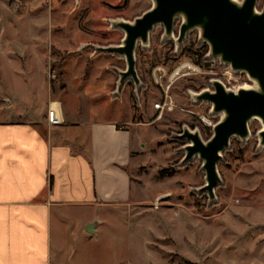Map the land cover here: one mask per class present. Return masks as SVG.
<instances>
[{"label": "rangeland", "instance_id": "rangeland-1", "mask_svg": "<svg viewBox=\"0 0 264 264\" xmlns=\"http://www.w3.org/2000/svg\"><path fill=\"white\" fill-rule=\"evenodd\" d=\"M153 6V0H0L2 114L26 121L63 110L70 120L80 118L86 105L113 115L109 101L127 62L96 55L95 47L123 45L125 34L116 24H133ZM263 9L259 0L257 10ZM201 33L195 29L179 43L159 26L148 44L138 47L139 98L134 82L126 81L117 99L121 119L133 123L134 149L142 145L129 167L131 200L102 215L100 236L80 242L71 237L80 247L79 264H264L262 123L253 120L249 139H233L223 154L214 200L200 191L206 185L203 163L183 162L187 142L179 136L184 130L208 142L224 118L194 96L213 92L216 81L231 91L257 86L246 74L211 59ZM7 50L13 53L10 61ZM110 77V91L98 94ZM167 95L174 111H157L155 105Z\"/></svg>", "mask_w": 264, "mask_h": 264}, {"label": "crops", "instance_id": "crops-1", "mask_svg": "<svg viewBox=\"0 0 264 264\" xmlns=\"http://www.w3.org/2000/svg\"><path fill=\"white\" fill-rule=\"evenodd\" d=\"M114 97L113 115L83 105L70 120L63 110L13 120L0 109V264H79L71 237L100 236L102 215L130 203L129 167L142 145L134 149L133 123Z\"/></svg>", "mask_w": 264, "mask_h": 264}, {"label": "water", "instance_id": "water-1", "mask_svg": "<svg viewBox=\"0 0 264 264\" xmlns=\"http://www.w3.org/2000/svg\"><path fill=\"white\" fill-rule=\"evenodd\" d=\"M153 8L135 23L121 22L116 27L124 32L123 45L95 47L97 54H112L125 58L127 70L121 73L117 96L126 81H133L136 95L142 86L137 72L136 51L139 44L147 45L149 37L158 26L172 37L174 24L183 18L178 42L186 40L195 29L201 30L202 40L210 46V58L231 67L235 73L246 74L257 86L231 91L219 81L213 83L214 91L195 95L197 103L209 104L213 114H223L214 126V135L204 142L201 135L185 129L179 136L186 141L184 164L199 159L206 174V185L200 190L211 200L221 184L218 165L223 154L231 147L233 139L247 141L250 123L258 120L260 146L264 148V9L258 12L259 0H153Z\"/></svg>", "mask_w": 264, "mask_h": 264}, {"label": "built area", "instance_id": "built-area-1", "mask_svg": "<svg viewBox=\"0 0 264 264\" xmlns=\"http://www.w3.org/2000/svg\"><path fill=\"white\" fill-rule=\"evenodd\" d=\"M155 109L161 112H172L174 111V102L173 100L167 95L165 102H160L155 105Z\"/></svg>", "mask_w": 264, "mask_h": 264}, {"label": "flooded vegetation", "instance_id": "flooded-vegetation-1", "mask_svg": "<svg viewBox=\"0 0 264 264\" xmlns=\"http://www.w3.org/2000/svg\"><path fill=\"white\" fill-rule=\"evenodd\" d=\"M181 19H182V18H181ZM181 19L178 20V21H177V20L175 21V24H174V30H173V34H172L175 38L177 37L178 39H179V35H180L181 26H182V24H183V22H184V21H183L184 19H182V20H181ZM158 27H159V26H158ZM155 29H156V28H155ZM164 30H165V29H164ZM176 35H177V36H176ZM150 36H151V35H150ZM124 38H125V37H124ZM177 38H176V39H177ZM149 40H150V37H149ZM119 46H121V45H119ZM139 46H140V44L138 45V47H139ZM138 47H137V50H138ZM136 52H137V51H136ZM198 57H199V55H198ZM124 72H125V71H124ZM125 86H126V85H125ZM124 88H125V87H124V85H123V87H122V91H124ZM122 91H121V92H122ZM132 97H133V98L135 97L134 92H133Z\"/></svg>", "mask_w": 264, "mask_h": 264}, {"label": "bare ground", "instance_id": "bare-ground-1", "mask_svg": "<svg viewBox=\"0 0 264 264\" xmlns=\"http://www.w3.org/2000/svg\"><path fill=\"white\" fill-rule=\"evenodd\" d=\"M243 89H251L253 87H250V86H246V87H242Z\"/></svg>", "mask_w": 264, "mask_h": 264}, {"label": "trees", "instance_id": "trees-1", "mask_svg": "<svg viewBox=\"0 0 264 264\" xmlns=\"http://www.w3.org/2000/svg\"><path fill=\"white\" fill-rule=\"evenodd\" d=\"M134 99H135V97H134ZM168 171V170H167Z\"/></svg>", "mask_w": 264, "mask_h": 264}]
</instances>
